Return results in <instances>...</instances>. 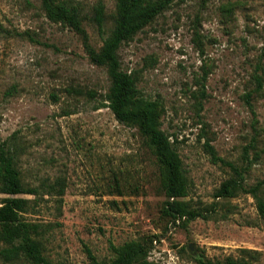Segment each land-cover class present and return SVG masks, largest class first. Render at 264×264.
Masks as SVG:
<instances>
[{
    "label": "rangeland",
    "instance_id": "374dc122",
    "mask_svg": "<svg viewBox=\"0 0 264 264\" xmlns=\"http://www.w3.org/2000/svg\"><path fill=\"white\" fill-rule=\"evenodd\" d=\"M56 1L78 10L98 49L114 0ZM97 5L102 33L91 21ZM118 56L143 97L159 99L160 128L188 179L184 200L211 205L210 218L180 225L160 214L154 158L135 128L109 113L106 74L89 63L80 35L51 23L40 0H0V142L14 136L23 181L64 183L59 216L40 202L25 218L50 225L46 259L89 264L88 250L106 262L111 246L134 240L149 248L150 264L221 260L238 248L264 264V222L253 199L212 197L231 170L212 164L202 147L208 139L217 157L245 169L244 185L264 179V0H172Z\"/></svg>",
    "mask_w": 264,
    "mask_h": 264
},
{
    "label": "trees",
    "instance_id": "16d2710c",
    "mask_svg": "<svg viewBox=\"0 0 264 264\" xmlns=\"http://www.w3.org/2000/svg\"><path fill=\"white\" fill-rule=\"evenodd\" d=\"M45 16L51 23L59 24L80 35L90 64L100 67L106 74L108 87L103 101L114 120L133 127L143 139V145L152 155L157 170V185L164 200L159 212L170 220H180V225L198 217L209 219L211 205L193 206L187 197L188 179L181 160L174 151L167 134L160 128L161 106L159 99H146L136 87V78L119 66L118 48L131 40L138 31L161 13L172 0H114V11L107 35L98 49L87 41L80 25V14L74 7L62 1L40 0ZM96 30L103 32L104 13L102 6L92 9ZM257 88L260 84L256 78ZM245 102L250 99L244 95ZM14 136L0 142V260L6 264H51L44 254V240L50 225L47 222L29 221L27 214L34 213L40 202L47 203L57 217L61 212L64 183L60 177L47 180L41 178L35 185L23 181L17 169L19 146ZM203 141V150L212 164H221L231 170V175L220 181L213 189L214 199H227L237 193H247L253 201L259 219L264 222V179L244 185L243 168H236L217 157ZM24 196V197H19ZM45 196V198H44ZM30 197V198H27ZM174 220V221H175ZM150 242V241H149ZM149 248L139 241L123 242L111 246L112 258L96 262L86 250L89 264H150L145 261ZM255 251L238 248L235 256L221 260L194 259V264H253Z\"/></svg>",
    "mask_w": 264,
    "mask_h": 264
},
{
    "label": "built area",
    "instance_id": "2783aa9c",
    "mask_svg": "<svg viewBox=\"0 0 264 264\" xmlns=\"http://www.w3.org/2000/svg\"><path fill=\"white\" fill-rule=\"evenodd\" d=\"M176 222H177V221L175 220L174 223L176 224ZM153 243H154V241H153Z\"/></svg>",
    "mask_w": 264,
    "mask_h": 264
},
{
    "label": "water",
    "instance_id": "95a60500",
    "mask_svg": "<svg viewBox=\"0 0 264 264\" xmlns=\"http://www.w3.org/2000/svg\"><path fill=\"white\" fill-rule=\"evenodd\" d=\"M190 248V247H189Z\"/></svg>",
    "mask_w": 264,
    "mask_h": 264
}]
</instances>
